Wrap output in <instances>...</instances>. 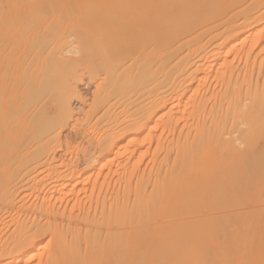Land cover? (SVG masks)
Segmentation results:
<instances>
[{"label":"bare ground","instance_id":"obj_1","mask_svg":"<svg viewBox=\"0 0 264 264\" xmlns=\"http://www.w3.org/2000/svg\"><path fill=\"white\" fill-rule=\"evenodd\" d=\"M262 152L264 0H0V264H264Z\"/></svg>","mask_w":264,"mask_h":264},{"label":"rangeland","instance_id":"obj_2","mask_svg":"<svg viewBox=\"0 0 264 264\" xmlns=\"http://www.w3.org/2000/svg\"><path fill=\"white\" fill-rule=\"evenodd\" d=\"M262 153H263V152H262ZM262 153H261V155L259 154V155L261 156V158L264 157V156H262ZM263 155H264V153H263ZM260 156H259V157H260ZM257 157H258V156H257ZM259 157H258V159H259Z\"/></svg>","mask_w":264,"mask_h":264},{"label":"clouds","instance_id":"obj_3","mask_svg":"<svg viewBox=\"0 0 264 264\" xmlns=\"http://www.w3.org/2000/svg\"><path fill=\"white\" fill-rule=\"evenodd\" d=\"M70 54V53H69Z\"/></svg>","mask_w":264,"mask_h":264}]
</instances>
